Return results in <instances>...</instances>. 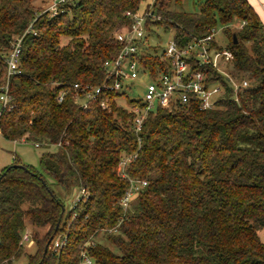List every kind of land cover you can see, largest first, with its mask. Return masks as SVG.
<instances>
[{
  "label": "trees",
  "instance_id": "16d2710c",
  "mask_svg": "<svg viewBox=\"0 0 264 264\" xmlns=\"http://www.w3.org/2000/svg\"><path fill=\"white\" fill-rule=\"evenodd\" d=\"M181 2L157 0L156 27L173 29L180 45L221 27L234 56L226 69L248 85L234 100L216 69L190 59L226 87V98L208 110L195 101L156 107L136 133L120 104L135 101L128 94L110 93L104 109L96 100L83 108L73 85L105 81L103 64L120 48L114 35L139 0H71L53 16L33 0H0V86L10 41L33 20L35 32L23 36L19 72L8 79L1 137L48 147L39 169L15 156L27 170L0 171V264L25 253L24 230L35 249L25 253L27 264H77L86 242L97 264H264V24L248 0H198L193 12L177 9ZM156 52L142 60L166 64ZM129 179L145 185L124 211ZM80 188L86 198L62 211ZM62 233L54 252L49 246Z\"/></svg>",
  "mask_w": 264,
  "mask_h": 264
},
{
  "label": "built area",
  "instance_id": "2783aa9c",
  "mask_svg": "<svg viewBox=\"0 0 264 264\" xmlns=\"http://www.w3.org/2000/svg\"><path fill=\"white\" fill-rule=\"evenodd\" d=\"M71 0H50L49 4L42 9L50 16L56 15L60 7L65 2ZM141 6L135 11L127 10L124 15L129 18L130 23L119 29L114 37L120 44L117 54L104 62L103 67L106 72L105 81L96 86L74 84L76 91L75 100L83 108L88 107L90 100L98 101L101 108H107L108 96L110 93H126L133 85V81L145 77L148 83L142 88L140 97H131L135 100L128 103L124 100L120 104L133 115L132 126L136 133L142 128V123L147 114L156 107L171 108L174 104H186L191 101L198 103L201 109H213L218 101L226 98V87L219 81H211L205 69L193 68L189 60L195 59V64H209L216 69L227 81L231 89L230 98L237 100V91L248 85L245 78L236 74H231L226 66L233 60V53L224 46H214L216 29L212 28L210 33L204 37H193L186 44L180 45L172 39L165 50L156 52L147 41V36L156 27L155 22L161 20V16L156 12L157 0H139ZM39 14H37L38 16ZM34 21V20H33ZM31 21L19 36H15L10 41L9 51L2 57L6 67V82L0 86V115L6 107L10 96L8 89V79L11 75L19 72L21 43L23 36L33 31ZM143 52H156L162 55L166 64H154L149 66L142 60ZM64 92L58 94L61 101ZM1 129V128H0ZM1 135V130H0ZM37 146V144H35ZM134 156L124 157L120 166L122 169ZM121 175L125 176L124 172ZM145 185V181L129 179V187L120 199L119 203L125 211L130 201L134 197L139 187ZM87 196V191L80 188L70 207ZM75 215H73L74 217ZM66 239L65 233L60 234L51 242L49 248L58 251ZM22 244L32 243L28 230H24L21 236ZM90 242L84 243L80 251L77 264H97V262L87 253L86 246Z\"/></svg>",
  "mask_w": 264,
  "mask_h": 264
},
{
  "label": "rangeland",
  "instance_id": "374dc122",
  "mask_svg": "<svg viewBox=\"0 0 264 264\" xmlns=\"http://www.w3.org/2000/svg\"><path fill=\"white\" fill-rule=\"evenodd\" d=\"M50 0H33L35 6H39L41 8H45L49 4ZM198 7V0H182L181 4L176 6L177 9L183 11L193 12L196 11ZM39 14V13H38ZM215 40L220 46H224L227 43V38L223 34L221 27L216 26ZM174 31L173 29H165L161 26L155 27L147 36V41L150 46L153 47L154 50L160 52L165 50L168 43L173 39ZM148 83V79L145 77H140L133 81V85L129 90H127V94L129 97H140L142 95V88L144 85ZM48 147L41 145L35 146L33 143L25 142V141H9L2 137H0V156L2 157H10L12 154H15L24 164H28L34 166L36 168H40V154L45 151ZM50 149H54L51 147ZM51 188L57 190V187L54 183H51ZM77 192H73L69 197L64 199V210L67 212L69 209L71 202L74 199V196ZM103 233H99L98 239L100 241H105L103 238ZM57 236H55L56 238ZM34 245L32 243L25 244V253H33ZM21 254L17 259L12 261V264H27V256L26 254Z\"/></svg>",
  "mask_w": 264,
  "mask_h": 264
},
{
  "label": "crops",
  "instance_id": "0c3cea01",
  "mask_svg": "<svg viewBox=\"0 0 264 264\" xmlns=\"http://www.w3.org/2000/svg\"><path fill=\"white\" fill-rule=\"evenodd\" d=\"M248 2L252 5L254 10L259 15L262 23L264 24V0H248ZM0 137H1V135H0ZM15 156H16L15 154H12L11 158L8 156H6V157L0 156V171L4 167L12 164Z\"/></svg>",
  "mask_w": 264,
  "mask_h": 264
},
{
  "label": "water",
  "instance_id": "95a60500",
  "mask_svg": "<svg viewBox=\"0 0 264 264\" xmlns=\"http://www.w3.org/2000/svg\"><path fill=\"white\" fill-rule=\"evenodd\" d=\"M232 36H233L234 42H236V39H235V33H233ZM16 166H17V167H21V168L27 170V168L24 167L22 164H14V163H12V164H10V165H8V166L6 167L5 171H7V170H8L9 168H11V167H16ZM5 171H3V172L0 173V177L5 173ZM42 183L44 184V181H43V180H42ZM61 207H62V211H63V210H64V207H63V206H61ZM57 227H58V223L56 224L54 231L57 230ZM52 238H53V235L50 236L49 239L47 240V243H46V245H45V247H44V253L47 251L48 245H49L50 241L52 240Z\"/></svg>",
  "mask_w": 264,
  "mask_h": 264
}]
</instances>
